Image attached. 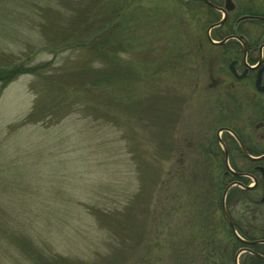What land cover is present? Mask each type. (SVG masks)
<instances>
[{
	"label": "rangeland",
	"instance_id": "obj_1",
	"mask_svg": "<svg viewBox=\"0 0 264 264\" xmlns=\"http://www.w3.org/2000/svg\"><path fill=\"white\" fill-rule=\"evenodd\" d=\"M10 1L0 0V67L54 62L0 84V264H97L119 250L126 264H233L220 210L194 224L179 209L198 163L190 139L207 118L204 17L177 0H97L123 13L108 33L127 51L116 68L88 47L54 56L41 46L38 0ZM99 62L106 80L77 76Z\"/></svg>",
	"mask_w": 264,
	"mask_h": 264
},
{
	"label": "flooded vegetation",
	"instance_id": "obj_2",
	"mask_svg": "<svg viewBox=\"0 0 264 264\" xmlns=\"http://www.w3.org/2000/svg\"><path fill=\"white\" fill-rule=\"evenodd\" d=\"M177 1L203 16L205 28L208 110L202 128L190 135L198 162L191 166L219 173L213 193H220L225 230L237 241L233 264L237 254L238 264L241 257V264H264V0ZM225 191V209L240 239L221 210Z\"/></svg>",
	"mask_w": 264,
	"mask_h": 264
},
{
	"label": "trees",
	"instance_id": "obj_3",
	"mask_svg": "<svg viewBox=\"0 0 264 264\" xmlns=\"http://www.w3.org/2000/svg\"><path fill=\"white\" fill-rule=\"evenodd\" d=\"M53 1L56 2V4H53ZM19 2L23 4L25 1H10L7 5H14L17 7L15 4ZM33 4L40 11L38 13L39 22L37 28L40 29L38 32L41 33L46 40L42 43V47L50 50L54 56L58 53H63L64 50H71L75 47H81L82 49L88 47L89 50H93L94 55L100 59L109 58L111 55L117 68L116 61L119 59V56L127 52L126 47L123 46L120 40L110 43L108 33L111 28L110 23L117 18L119 19L123 14L119 9L115 13H112L107 9L106 5H100L96 0L95 5L107 10L103 11L105 15L102 18H95V7L91 5L94 4L93 0H38ZM5 19H7V17H4V20ZM64 22L67 26L63 25ZM53 62L54 59L35 66H24L20 64L14 65L11 68L0 67V84L6 85L17 77L25 74L39 75L40 72H43L42 69L51 68ZM88 70L97 75L99 83L102 80H106V73L111 71L110 66L105 62H99L98 66L93 67L89 64H85L81 66L77 76ZM56 91L59 92V90ZM28 117H30V114L23 120L24 124L27 123ZM198 172L199 171H194L192 175V181L194 183L192 191L188 194L185 192L191 200L188 201V199H185V201L179 203V209H181L180 213H182L184 217L187 214L188 217L186 218L189 219V221L191 219L194 224L199 223L203 218L208 219L209 212L218 210L220 204V193H213L214 182L212 178L208 173H203L201 176H198ZM187 174L183 175L181 179L179 178L181 190L185 189L188 184ZM206 174L211 180L205 179ZM150 204L151 200L146 205V210L148 212H152V209L149 210ZM228 235L234 242H237L232 235L229 233ZM128 254L129 252L126 250L114 251V253L109 252L103 257L104 261L97 264H126ZM52 259L46 260L42 264H50L49 261L53 262L51 264H74V262L71 261L63 262Z\"/></svg>",
	"mask_w": 264,
	"mask_h": 264
},
{
	"label": "water",
	"instance_id": "obj_4",
	"mask_svg": "<svg viewBox=\"0 0 264 264\" xmlns=\"http://www.w3.org/2000/svg\"><path fill=\"white\" fill-rule=\"evenodd\" d=\"M225 194H226V191H225V192L223 193V195H222L221 210H222V213H223V215H224L226 221L228 222V224H229V226H230V228H231L233 234L235 235V237H237L238 239H240V238L236 235V233H235V231H234V228H233V225H232V222L230 221V219H229V217H228V215H227V212H226V209H225V205H224ZM237 256H238V254L235 256L234 264H238V263H237Z\"/></svg>",
	"mask_w": 264,
	"mask_h": 264
}]
</instances>
